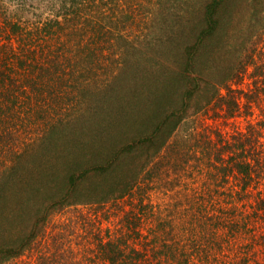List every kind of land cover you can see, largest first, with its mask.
<instances>
[{"label": "trees", "instance_id": "16d2710c", "mask_svg": "<svg viewBox=\"0 0 264 264\" xmlns=\"http://www.w3.org/2000/svg\"><path fill=\"white\" fill-rule=\"evenodd\" d=\"M145 9L143 0H0V264H204L207 244L242 237L247 223V249L261 233L264 256V23L238 58L218 54L221 44L202 55L242 16L264 21V0L183 11L199 22L191 55H177L174 89L114 42L134 43ZM116 52L78 60L95 63V76L78 98H57L65 55ZM195 95L233 131L188 120Z\"/></svg>", "mask_w": 264, "mask_h": 264}, {"label": "rangeland", "instance_id": "374dc122", "mask_svg": "<svg viewBox=\"0 0 264 264\" xmlns=\"http://www.w3.org/2000/svg\"><path fill=\"white\" fill-rule=\"evenodd\" d=\"M37 1V0H36ZM70 1V0H66ZM145 7L147 11L143 13V18L145 21H147L148 24L143 25L140 27V31L136 35L134 43H130L129 41H120L119 39H114L115 44L117 45V48L120 45L121 47H126L125 51L123 50L122 59H126L127 56L132 60L136 59L137 63L140 62L141 69L144 70L147 66H152V73L157 72L154 70L156 68H160L164 71L162 74L165 78H168V82L163 85L164 88L169 87L170 89H174L175 86H172L175 82V79H173L172 71L180 69L181 62L176 60L177 55H191V48L190 46L193 45L192 43V32H194V28H196L197 23L199 22L195 16L193 19V22H187L184 20H187L182 17L183 11H186L191 7L194 8L195 3H206V0H143ZM148 1V2H147ZM33 3V2H32ZM191 5V6H190ZM204 5V4H203ZM201 5V6H203ZM199 6V7H201ZM151 14H154L153 16ZM152 16V19H149V16ZM262 15H264V9L262 10ZM263 22L262 18L253 17L250 21L247 18H243L241 20L235 21L234 23L230 24L231 26L227 29L229 30L226 37L223 38V41L219 43V41H215L214 46H211L210 48L206 49V53H202V55H230L231 61L235 58H238L240 55V49L242 51H245V44L244 48H241V45L244 41L248 43V46H253V41L256 40V37H254L252 40L249 39L248 34L253 31L255 28V25L258 27H261L260 23ZM226 29V31H227ZM141 32V38L140 37ZM129 34V33H128ZM241 39V40H240ZM249 39V40H248ZM264 42V39L261 41ZM260 42V43H261ZM221 44V47L217 46ZM232 44V46H231ZM258 44V43H256ZM263 45V44H262ZM221 48V52L218 54H214L213 48L214 47ZM184 47V48H183ZM251 47V52H252ZM121 55H118L117 52L115 55H101L100 53H95V55H65L64 57L67 60L64 64V70L63 73L65 75V78L63 80V91L60 95L57 96L58 99H61L65 103H69L70 99L72 98H78L80 91L83 84H86V86H89L90 78L92 76H95V70L97 71V67H95V63L92 66H89L88 69L83 68L81 65H79L80 59L84 57H89L87 61L95 60L103 58L105 60L109 59H115L116 57H120ZM158 58V60H157ZM159 61L157 63V61ZM112 66V63L108 64V69ZM179 67V68H178ZM117 68V67H116ZM107 69V71H108ZM252 69V67L250 68ZM148 70V69H147ZM90 71V73H89ZM100 74L104 73L103 70H99ZM147 78H151L150 74H146ZM67 77L69 79V82L67 81ZM71 81V83H70ZM73 81V85H72ZM233 88L239 87V84L237 82H233ZM92 89L89 91L91 92L92 96H94L95 93V83H92L91 85ZM70 89L69 95L66 94V91ZM57 94H54L55 96ZM56 98V97H54ZM195 99H188L187 100V113L186 118L190 121H195L196 118H198L200 124L197 126H206V123L212 124L214 127L218 126L222 131L228 132L233 131L232 125H230L228 122L224 121V118L222 119L220 116H218V121H214L210 119L211 113L206 114L204 111L208 110L206 109L205 100H196ZM200 106H205V109H203L201 112H199ZM195 111H197L198 114H195ZM237 123V126L242 128L245 126V122L241 119H235ZM183 135V139L181 143H184V134H186V130L183 128L180 132ZM170 171H174V168H169ZM175 174V173H173ZM154 202L156 204L161 203V208L163 210L170 209L169 201L162 196H156L154 198ZM84 211H87V208L84 209ZM248 224V223H247ZM246 226H239V231L237 234L241 232L242 237H233L234 239L226 241V243L221 242L218 243V241H215V245L213 244H207L206 251H207V261L204 264H239V261L241 260V257H245L244 254L248 253L250 250L251 253H254L253 249L255 247V255L251 256V260H248L249 264H264V256L261 254L263 252V247H260L258 243H260L262 236L260 234L257 235V238L251 242L253 247L249 245L248 249L246 245L248 244V238L249 232H253L252 226H254V223H251L252 226L249 227V225ZM204 242H206V239H202ZM261 254V255H260ZM183 258V256H182ZM23 259H27V257H24ZM22 260V259H21ZM21 260L18 264H21ZM179 262L182 263V259H178ZM177 261V263H178ZM176 263V264H177Z\"/></svg>", "mask_w": 264, "mask_h": 264}]
</instances>
